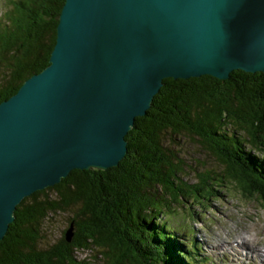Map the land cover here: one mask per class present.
Listing matches in <instances>:
<instances>
[{
  "label": "trees",
  "instance_id": "16d2710c",
  "mask_svg": "<svg viewBox=\"0 0 264 264\" xmlns=\"http://www.w3.org/2000/svg\"><path fill=\"white\" fill-rule=\"evenodd\" d=\"M64 2L13 3L11 26L0 33V63L11 69L1 80L0 102L48 65ZM162 83L126 134L127 153L116 167L73 169L21 200L0 240V264H207L200 247H185L161 216L187 208L194 219V207L210 206L223 191L264 207V73L233 70L226 80L202 75ZM178 136L212 159L213 165L199 162L193 182L184 179L189 167ZM66 213L54 241L52 221ZM83 251L93 254L79 258Z\"/></svg>",
  "mask_w": 264,
  "mask_h": 264
},
{
  "label": "water",
  "instance_id": "95a60500",
  "mask_svg": "<svg viewBox=\"0 0 264 264\" xmlns=\"http://www.w3.org/2000/svg\"><path fill=\"white\" fill-rule=\"evenodd\" d=\"M233 70L264 73V0H65L48 65L0 102V240L24 197L116 167L163 79Z\"/></svg>",
  "mask_w": 264,
  "mask_h": 264
},
{
  "label": "rangeland",
  "instance_id": "374dc122",
  "mask_svg": "<svg viewBox=\"0 0 264 264\" xmlns=\"http://www.w3.org/2000/svg\"><path fill=\"white\" fill-rule=\"evenodd\" d=\"M16 1L18 0H0V33L11 26L6 23L7 13L13 12L12 6ZM10 73L9 66L0 63V83L2 79L8 78ZM175 144L177 151L187 159L186 164L189 168L184 174L186 181H194L193 172L200 170V161H205L207 166L213 165L211 157L201 151L198 146L193 145L191 140L178 136ZM209 205L205 208L194 207L197 212L194 219L188 216L187 212L190 210L187 208H182L175 214L170 213L168 216L162 215L161 219L173 228L174 231L171 234L174 233L175 239H185L183 240L185 247L195 243L199 247L202 246L208 255V264H264V254L255 251L257 249L262 251L264 247V207L255 201L242 198L234 191L229 193L223 191L221 197L209 201ZM68 215L70 213L58 215L52 221L53 227L48 231L52 240L56 241L61 236L62 229L66 227L64 221ZM244 235L250 238L249 245H254L255 250L242 246L238 236ZM211 245L214 247L219 245L221 250L211 252L208 250ZM235 249H240V253L235 255ZM92 254L89 251H83L78 253V257L90 258ZM243 258L245 260H241Z\"/></svg>",
  "mask_w": 264,
  "mask_h": 264
},
{
  "label": "bare ground",
  "instance_id": "6f19581e",
  "mask_svg": "<svg viewBox=\"0 0 264 264\" xmlns=\"http://www.w3.org/2000/svg\"><path fill=\"white\" fill-rule=\"evenodd\" d=\"M238 238L241 240V242H242V246L243 247H247V248H249V249H251V250H255L256 248H253V246L254 245H249V240H250V238H248V237H246L245 235L242 237V236H238ZM222 246H226V245H222ZM233 250V249H232ZM239 250V251H238ZM235 255L236 254H238V253H240V249H235ZM255 251H257V252H259V254H261V251H260V249H257V250H255ZM244 252V251H243ZM262 256V255H261ZM252 257V256H251ZM260 257V256H259ZM240 258H242V257H240ZM258 259V258H257ZM262 259V258H261ZM241 260H245L244 258L243 259H241ZM263 260V259H262ZM208 264V263H207Z\"/></svg>",
  "mask_w": 264,
  "mask_h": 264
}]
</instances>
